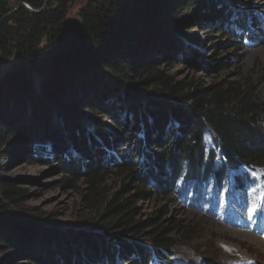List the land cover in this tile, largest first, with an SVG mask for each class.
Masks as SVG:
<instances>
[{
    "label": "trees",
    "instance_id": "16d2710c",
    "mask_svg": "<svg viewBox=\"0 0 264 264\" xmlns=\"http://www.w3.org/2000/svg\"><path fill=\"white\" fill-rule=\"evenodd\" d=\"M16 1L36 10L44 3ZM76 1L48 0L42 11L32 13L25 7L13 11L9 0H0V69L13 61L0 73V247L7 246L0 250V264L13 263L15 256H28L25 264L170 262L176 245L189 243L196 229L164 221L163 208L138 218L137 202L175 195L184 203L211 208L221 197L239 201L242 194L237 193L253 181L251 171L264 167V97L242 92L236 83L203 86L170 80L153 58L159 51L177 53L176 37L163 24L176 21L182 8L192 14L185 24H192L197 10L204 8L201 19L212 25L211 32L243 45L262 38L255 36L253 24L264 35V20L222 0H86L80 24L65 30L64 19ZM184 34L195 44L196 32ZM193 54L197 56L195 49ZM173 60L167 59L165 66L171 67ZM32 74L41 86L38 92ZM75 75L82 86L74 95L65 84L74 82ZM89 86L94 98L82 100ZM105 96H114L119 105L117 111H107L113 129L93 136L63 123L72 120L64 110L84 108L93 115L98 110L94 104ZM54 106L64 114L57 118ZM65 129L71 130L69 142L81 159L61 155ZM47 147L69 172L61 185L85 178L87 205L94 204L89 195L111 166L122 174L121 190L107 197L94 217L71 226L34 208L21 211L17 202L25 190L1 176L4 163L21 150L27 157L35 151L48 160ZM129 183L136 185L134 192L126 191ZM143 238L152 246L144 245ZM31 247L38 252L31 253Z\"/></svg>",
    "mask_w": 264,
    "mask_h": 264
},
{
    "label": "rangeland",
    "instance_id": "374dc122",
    "mask_svg": "<svg viewBox=\"0 0 264 264\" xmlns=\"http://www.w3.org/2000/svg\"><path fill=\"white\" fill-rule=\"evenodd\" d=\"M85 2L86 0H78L70 5L64 19L65 30H70L80 24L79 10ZM222 3L224 5L230 3L234 9L253 11L257 17L264 20V0H222ZM9 4L16 7L20 3L16 0H9ZM197 13L198 16L194 17L192 24H185V18L191 17L192 14L189 9L182 8L176 21L168 20L166 24H163V28L174 33L179 46L176 49L177 53H170L169 56H165V53L161 51L154 53L152 56L156 58L155 67L160 68L164 75L174 82L189 84L198 81L203 86L236 83L242 92L246 91L257 98H263L264 35L258 33L259 28L253 24L255 36L262 38L256 37L258 40L254 39L257 41L236 45L219 37L216 32H211L212 25L201 19L205 13L204 8H199ZM185 31L196 32L195 44L190 43L189 35L184 34ZM194 49L197 56L193 54ZM180 54L183 56L180 57ZM167 59H174L171 67L165 66ZM12 64L13 61L6 63L4 67H1L0 73L3 74ZM31 78H33L31 83L33 89L36 92L40 91L41 86L35 75L32 74ZM76 78L75 75V79L70 80L74 82L65 84V87L69 85L73 87L69 90H73L74 95L81 92L82 86ZM91 89L93 86L87 88V93L81 97L82 100L94 98V90ZM116 100L114 96L103 97V100L94 104L98 106V110L93 115L84 108H74L76 113L72 108L71 112L67 109L64 110V114L61 108L54 106L53 112L57 118L61 114L65 116L70 114L72 120L63 121V123H71L72 126L68 125L71 130H83L95 136L98 130L113 129L109 127L112 125V118L107 111L119 109ZM103 101L111 103L104 104ZM102 107H106V110ZM37 126L40 127L38 123ZM71 130L65 129L60 133L62 139L66 141V147L61 155L69 161L81 159L79 153L73 151V144L69 142ZM131 147L133 149L134 144ZM48 148L44 150L48 160L38 157L35 151L27 153V157L24 153L26 151L21 150L4 163L1 176L12 180L18 187L25 190L24 197L17 202L18 209L21 211L34 208L43 214H52L53 222L59 225L71 226L86 218L94 217L97 211L105 206L107 197L121 190L120 177L122 174L113 172L115 166H111L108 172L99 181L97 180L96 192L89 195V197L94 196L95 200L92 201L94 204L87 205L83 199V189L88 186L85 178L73 179L69 184L61 185V181L69 177V172L58 162L57 154H51V149ZM251 172L255 177H250L249 182L253 180L252 183H249L243 192L237 193L242 194L239 201H225L221 197V202L214 207L212 213L189 202L184 203L175 195L166 198L146 197L137 202L138 218L154 216L159 209L163 208L166 213L163 217L164 221L167 219L181 221L196 229L197 234L191 241L176 245L175 256L172 260L161 264H236L237 259L242 258H247L245 259L246 264H257L258 262L264 264V205L261 210L258 206V200L261 203L264 202V167ZM135 189L136 185L129 183L126 191L131 193ZM221 215H227L228 218L219 217ZM49 221L43 224H48ZM24 228L31 231L33 227ZM234 234H250L258 242L238 239L234 237ZM141 242L147 247L152 246L147 238H143ZM6 247L2 246L0 250ZM30 252L36 253L38 250L36 247H31ZM29 259L28 256H15L11 264H25Z\"/></svg>",
    "mask_w": 264,
    "mask_h": 264
},
{
    "label": "water",
    "instance_id": "95a60500",
    "mask_svg": "<svg viewBox=\"0 0 264 264\" xmlns=\"http://www.w3.org/2000/svg\"><path fill=\"white\" fill-rule=\"evenodd\" d=\"M47 1L48 0H44V3H43V6L39 9V10H36V9H32L31 7H29L26 3L22 2L20 3L18 6L14 7L13 11H15L16 9L20 8V7H25L27 10L31 11L32 13H37V12H40L42 11L45 7H46V4H47ZM10 13L6 14L5 16L2 17V19L6 16H8ZM1 21V19H0ZM37 77V76H35ZM25 223V222H23Z\"/></svg>",
    "mask_w": 264,
    "mask_h": 264
},
{
    "label": "bare ground",
    "instance_id": "6f19581e",
    "mask_svg": "<svg viewBox=\"0 0 264 264\" xmlns=\"http://www.w3.org/2000/svg\"><path fill=\"white\" fill-rule=\"evenodd\" d=\"M222 232V231H221ZM234 237H238V239H250L255 241L256 243L258 242L256 239H254L250 234H234ZM247 258H242V259H237L236 264H246L247 261L245 260ZM250 264V263H248ZM257 264H260L259 262Z\"/></svg>",
    "mask_w": 264,
    "mask_h": 264
}]
</instances>
